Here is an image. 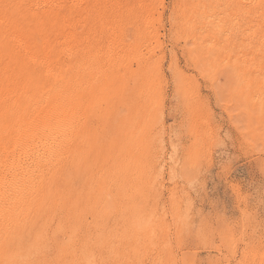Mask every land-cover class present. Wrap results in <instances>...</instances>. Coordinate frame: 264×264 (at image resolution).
Wrapping results in <instances>:
<instances>
[{"label":"rangeland","instance_id":"374dc122","mask_svg":"<svg viewBox=\"0 0 264 264\" xmlns=\"http://www.w3.org/2000/svg\"><path fill=\"white\" fill-rule=\"evenodd\" d=\"M107 3L49 90L75 87L76 133L4 222L0 264H264V4Z\"/></svg>","mask_w":264,"mask_h":264},{"label":"bare ground","instance_id":"6f19581e","mask_svg":"<svg viewBox=\"0 0 264 264\" xmlns=\"http://www.w3.org/2000/svg\"><path fill=\"white\" fill-rule=\"evenodd\" d=\"M107 1L0 0V238L5 232L4 222L16 213L24 192L34 183L37 173L54 161L64 150V144L76 133L74 127L79 117L76 115L75 87L60 85V95L55 98L49 90L59 86L58 80L63 74V57L78 51L80 41L86 37L85 26L91 19L99 18ZM244 2L250 8L255 3L259 7L264 4V0ZM113 5V12L107 18L104 16L105 21L114 22L116 11L113 7L117 5ZM243 8L246 10L245 6ZM263 28L261 25L260 29ZM88 37L87 41L91 40ZM55 57H58L57 60ZM262 69L258 70L261 72ZM44 78L48 91L42 94L39 83ZM10 103H13V112L7 119L12 108L9 107Z\"/></svg>","mask_w":264,"mask_h":264}]
</instances>
